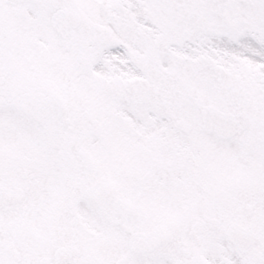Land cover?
<instances>
[{
	"label": "snow or ice",
	"instance_id": "1",
	"mask_svg": "<svg viewBox=\"0 0 264 264\" xmlns=\"http://www.w3.org/2000/svg\"><path fill=\"white\" fill-rule=\"evenodd\" d=\"M0 264H264V0H0Z\"/></svg>",
	"mask_w": 264,
	"mask_h": 264
}]
</instances>
